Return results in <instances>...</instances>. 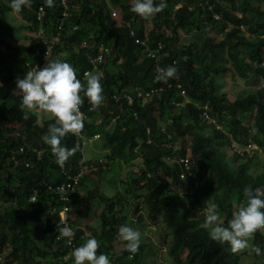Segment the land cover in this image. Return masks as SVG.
I'll list each match as a JSON object with an SVG mask.
<instances>
[{"label": "trees", "instance_id": "obj_1", "mask_svg": "<svg viewBox=\"0 0 264 264\" xmlns=\"http://www.w3.org/2000/svg\"><path fill=\"white\" fill-rule=\"evenodd\" d=\"M57 3L54 0V6L48 7L46 0H31L18 13L21 22L16 24L8 19L10 0H0V256L4 264H74L65 239H55L59 228L57 214L51 211L58 206L53 186L65 178L42 141L54 120L49 117L38 123L37 112L25 120L21 97L15 95L16 80L39 68L44 49L40 38L54 34L59 41L49 60L70 63L78 77L92 67L89 58L97 47L105 48L97 63L104 101L87 112L83 134L103 136L107 153L99 162L84 160L95 168L83 172L69 203L74 223L98 218V224L89 228L100 242L97 254H106L111 264H148L151 243L141 239L139 250L132 254L117 236L121 225L143 224L141 206L134 201L141 197L149 218L144 226L157 219L163 223L170 236L166 253L175 264H239V253L209 238L202 227L204 219L199 223L186 214L196 211L204 216L210 201L218 205L226 225L245 201V186L264 188V171H248L254 155L264 154V0H166L167 7L150 20L130 11L131 0H68L63 18ZM17 29L30 35L19 37L14 33ZM180 33L189 37L187 44L180 41ZM167 66L176 68L175 76L158 82L157 68ZM228 67L239 80L254 84L258 79L261 84L229 99L219 83ZM150 88L158 90L150 98L136 95ZM124 94L132 97L131 103L112 97ZM84 99L82 107L91 106ZM115 114L118 117L111 122ZM248 142L256 146L250 155L240 157L229 148L231 143ZM81 143L72 134L62 140L69 148L79 145L64 164L66 174L78 171ZM186 148L190 173L181 179L177 160ZM113 159L134 165L137 171L126 170L123 191L99 198L98 209L92 210L94 196L85 200L90 189L83 182L97 180ZM215 187L220 191L217 196ZM176 190L184 197V210L175 201ZM12 202L15 206L8 211H14L15 217L9 219L4 212ZM75 232L74 248L89 238H80L78 228ZM251 243L264 253V230ZM249 254L250 264H264V254Z\"/></svg>", "mask_w": 264, "mask_h": 264}, {"label": "clouds", "instance_id": "obj_2", "mask_svg": "<svg viewBox=\"0 0 264 264\" xmlns=\"http://www.w3.org/2000/svg\"><path fill=\"white\" fill-rule=\"evenodd\" d=\"M30 4L31 0H10L9 8L12 12L18 14L25 6H30ZM46 4L48 7H53L54 0H46ZM166 7V0H159V3L156 0H131L130 11L144 20H150ZM130 34L132 33L130 32ZM46 60L47 62L42 69L33 67L26 71L22 79L18 78L16 80L17 91L15 95L21 97L20 108L24 112L23 118L25 120L29 119V115L33 112L47 114L54 120V123L49 124L46 134L42 136V141L50 147L56 163L63 167L69 158L79 150V145L69 148L62 144L63 138L67 134L73 136L81 134L83 139L79 142L88 138L83 134L85 116L82 110L89 107H82L85 103L84 98L86 97L87 102L91 105L90 111L99 108L104 101L101 83L102 74L99 72H86L84 74L85 82H82V79H79L81 77H78L75 68L70 63L61 59L48 60L47 56ZM176 71L173 66L158 67L156 80L167 82L168 79L175 76ZM146 129V137L149 139L150 132L148 128ZM95 135L97 136L93 137ZM89 137L96 139L99 138V134H93ZM76 140L78 142L77 138ZM175 143L177 142L172 143L174 148H176ZM188 153L189 149L186 148L183 157H187L190 163ZM90 165L95 168V165ZM243 195L245 197L244 203H241L233 212L226 225L221 218L218 205L209 202L204 209L202 227L208 230L209 238L212 241L227 243L233 253L250 250L255 255L261 256L264 254L261 248L252 244L251 241L258 231L264 230V188H253L251 185H247L244 188ZM88 219L76 220L79 224L78 229L86 234L82 238H89L82 245L74 248V243V246L69 248V250L72 249L70 258L73 259L74 264H111L106 254H97L100 242L91 236L84 225L80 226V221ZM151 234L153 235V233ZM74 236L73 229L65 226L60 229L58 238H67L69 244H71ZM117 236L120 241L124 242L125 249L128 252L135 254L139 250L141 240L139 231L128 225H121Z\"/></svg>", "mask_w": 264, "mask_h": 264}, {"label": "rangeland", "instance_id": "obj_3", "mask_svg": "<svg viewBox=\"0 0 264 264\" xmlns=\"http://www.w3.org/2000/svg\"><path fill=\"white\" fill-rule=\"evenodd\" d=\"M106 1V0H105ZM8 19L13 21L14 23L18 24L21 22V19L17 13H14L10 11L8 13ZM14 33H17L20 37L21 34L30 35L27 32L20 30H15ZM189 40V37H186L185 34L180 33V41L187 44ZM21 41V40H19ZM11 45H13L11 43ZM228 66V64H227ZM88 72H99L97 68H90L88 69ZM100 73V72H99ZM85 79V78H83ZM253 81V80H252ZM219 83L221 84L222 90L226 93V96L229 99H232L233 96L239 92L241 95L247 91L253 88L252 86H259L261 84L260 80L256 79V82L254 84L247 83L245 81L239 80L234 73L231 71L230 67L227 68L225 72L220 74L219 76ZM91 106H89L85 111V121L89 119V115L87 114L88 111H90ZM38 119L37 122L40 123L41 121L49 118L47 114L44 113H37ZM104 135V134H103ZM185 143H189L190 139L189 137L184 138ZM178 144V143H177ZM107 153V146L103 143V136L101 138H92L88 137L87 140H83L81 143V150L80 154L82 156V159L87 160H98V159H105V155ZM129 168L133 169L134 171H137L136 166H126L122 162H119L115 159L110 160L107 164V168L105 171L101 173V175L98 177V179L84 181L83 184H86V188L88 189H96V193L91 195L90 199L93 197L92 200H90V207L92 210H97L98 206L100 205L98 203L99 198L102 197H111L116 192L123 191L121 188V185L124 183L122 182L124 177L127 175L125 173L126 170ZM249 172H263L264 171V154L262 153H256L254 155L253 161L248 166ZM127 172V171H126ZM84 188V189H86ZM216 189V196L220 193L219 188L215 187ZM175 195L177 198H175L176 203L178 204L179 208L184 210L187 206L184 200V197H181L180 194L175 191ZM212 200V197H211ZM138 205L141 206V213L143 217V224L141 225H129L134 230H137L141 233V239L144 241H147L148 243H151L152 245V251L151 254L147 255L146 261L148 264H175L170 257L166 253V246L169 243L170 236L167 233V229L164 227L163 223L157 219L153 225L150 226H144L145 223L147 224L149 218L146 216L143 205H142V198L138 197L134 200ZM210 202V201H209ZM208 202V203H209ZM5 207V204L3 205ZM7 210L4 212V216L7 218L13 219L15 217L14 211H8L9 208H14L15 203H9L6 204ZM235 207V206H233ZM186 216L190 219H195L197 222L202 223V220L204 219V216L201 212H194V211H188ZM88 220L80 221V226L84 225L87 230H89L90 227H92L94 224L98 223V218L95 216H89ZM86 230V231H87ZM88 232V231H87ZM153 233V235L151 234ZM147 237V238H146ZM245 252V253H244ZM249 250H245L242 252H239L240 258H239V264H250L252 262L251 255L249 254ZM69 254V252H67ZM1 257V256H0ZM63 259V258H62ZM1 262H5L6 260L1 257ZM64 260V259H63Z\"/></svg>", "mask_w": 264, "mask_h": 264}, {"label": "built area", "instance_id": "obj_4", "mask_svg": "<svg viewBox=\"0 0 264 264\" xmlns=\"http://www.w3.org/2000/svg\"><path fill=\"white\" fill-rule=\"evenodd\" d=\"M57 5L60 8V15L61 18L65 17L68 13V0H58ZM114 13H112L113 15ZM216 18V16H214ZM61 24V22H59ZM59 26V25H58ZM58 26H56V28H59ZM72 29H75V27H72ZM41 43L44 46L42 55H41V63L39 65V68H42L43 65H45V63L47 62L46 60V56L47 59L49 60L50 55H51V49L53 45H56L57 42L59 41V37L58 35L54 34V35H50L48 37L43 36L42 38H40ZM137 41V40H135ZM105 52V48L102 46H98L97 47V52L94 56H91L89 58L90 63L92 64V68H97V63L101 60L102 58V54ZM88 72V69L82 71L81 73V78H84V74ZM178 87V85H177ZM158 90L154 89V88H150L147 90H143V91H137L136 95L142 99H148L150 98L152 95H154L155 93H157ZM180 94L183 96L184 98V102H186V99L184 97V92L182 90H180ZM115 102H120V99H125L124 101L126 103H131L132 101V97H130L127 94H124L121 97H118L116 95L112 96ZM120 110V109H119ZM84 113V112H83ZM85 115V114H84ZM133 116L135 117V115L133 114ZM118 117L117 114L114 115V117L112 118V120L116 119ZM146 132L148 133V130L146 129ZM76 138L78 139V141L83 139V136L81 134L79 135H75ZM97 135L93 136L96 137ZM147 142H149V139H146ZM229 148L235 152L238 156H244V155H250L253 151H255L256 146L253 143H246L243 146H237L234 143H231L229 145ZM178 163L180 164L181 170L178 174V177L181 179H185L187 175H189L190 173V163L187 157H180L178 159ZM58 170L60 172H63V174L65 175V178L59 180V182H57L54 186H53V191L55 193V200L57 203V207H52L51 211L52 212H56L57 214V219H56V225L59 228L57 233L55 234V239H60L59 237V233H60V229L62 227L68 226L70 228L73 229V231L75 232V230L77 228H79V224L78 222L74 223V217L70 214L71 211V207L69 205L70 201H71V196H74L77 192V186H78V182L79 179L81 177V175L83 174V172H87L91 169H94L93 166H91L90 164H86L85 162H83L82 159H80L78 161V171L76 173L73 174H66V172L63 170L64 166L61 167L57 164ZM183 193H186V191H182ZM34 196L30 197V200H33ZM75 236H76V232H75ZM74 236V237H75ZM80 238L86 236V234L83 232L80 235H78ZM74 237L71 240V244H69L67 238H61V239H65L66 244L68 245L69 248H72L74 246ZM68 257V254H64L62 256L63 259H66ZM1 257H0V264H4V262H1Z\"/></svg>", "mask_w": 264, "mask_h": 264}, {"label": "water", "instance_id": "obj_5", "mask_svg": "<svg viewBox=\"0 0 264 264\" xmlns=\"http://www.w3.org/2000/svg\"><path fill=\"white\" fill-rule=\"evenodd\" d=\"M94 193H96V189H95V188H93V189L87 191V193H86V195H85V200L88 201L89 198L91 197V195H93Z\"/></svg>", "mask_w": 264, "mask_h": 264}]
</instances>
